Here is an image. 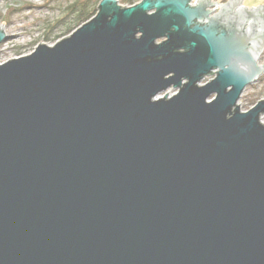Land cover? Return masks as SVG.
<instances>
[{"label":"water","instance_id":"1","mask_svg":"<svg viewBox=\"0 0 264 264\" xmlns=\"http://www.w3.org/2000/svg\"><path fill=\"white\" fill-rule=\"evenodd\" d=\"M263 52L264 2L99 0L0 61V264H264Z\"/></svg>","mask_w":264,"mask_h":264},{"label":"rangeland","instance_id":"2","mask_svg":"<svg viewBox=\"0 0 264 264\" xmlns=\"http://www.w3.org/2000/svg\"><path fill=\"white\" fill-rule=\"evenodd\" d=\"M88 0H0V28L8 31H18L17 35H5L0 43V61L8 60L12 56L29 54L43 39L55 42L62 38L66 26L72 30L77 25L73 23L75 9ZM96 0H89L90 8H95ZM264 0H243L245 5H253ZM124 3L119 0V4ZM71 30V31H72ZM70 31V32H71ZM67 33V32H66ZM69 33V32H68ZM264 62V55L259 63ZM212 77L206 76L201 83ZM174 88L159 93L172 95ZM264 97V72L255 82L248 84L242 91L239 101L242 109L251 107L258 99ZM264 118V115H263Z\"/></svg>","mask_w":264,"mask_h":264},{"label":"trees","instance_id":"3","mask_svg":"<svg viewBox=\"0 0 264 264\" xmlns=\"http://www.w3.org/2000/svg\"><path fill=\"white\" fill-rule=\"evenodd\" d=\"M88 1H87V3L81 4L79 7H77L75 9L73 23L75 25H77V26L80 25L81 23L85 22L86 20H88L90 17H92L97 11V4H98L99 0L95 1V4H96L95 8H90V5H89ZM121 1H123L127 5H131V4L135 3V2H137L138 0H121ZM65 30L68 33V32H70L72 30V27L71 26H66ZM66 32H65V34H66Z\"/></svg>","mask_w":264,"mask_h":264},{"label":"flooded vegetation","instance_id":"4","mask_svg":"<svg viewBox=\"0 0 264 264\" xmlns=\"http://www.w3.org/2000/svg\"><path fill=\"white\" fill-rule=\"evenodd\" d=\"M218 2H224L225 0H217ZM262 55H264V52L261 54V56H260V58L262 57ZM259 58V59H260ZM259 62V61H258ZM214 75V71H212L209 75H207V76H210V77H212ZM206 77V76H205Z\"/></svg>","mask_w":264,"mask_h":264},{"label":"crops","instance_id":"5","mask_svg":"<svg viewBox=\"0 0 264 264\" xmlns=\"http://www.w3.org/2000/svg\"><path fill=\"white\" fill-rule=\"evenodd\" d=\"M242 4H243V0H242Z\"/></svg>","mask_w":264,"mask_h":264},{"label":"built area","instance_id":"6","mask_svg":"<svg viewBox=\"0 0 264 264\" xmlns=\"http://www.w3.org/2000/svg\"><path fill=\"white\" fill-rule=\"evenodd\" d=\"M213 77V76H212ZM264 115V114H263Z\"/></svg>","mask_w":264,"mask_h":264}]
</instances>
